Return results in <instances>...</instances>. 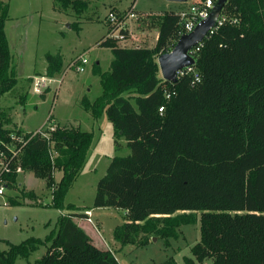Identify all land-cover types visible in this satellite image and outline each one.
<instances>
[{"label":"trees","instance_id":"16d2710c","mask_svg":"<svg viewBox=\"0 0 264 264\" xmlns=\"http://www.w3.org/2000/svg\"><path fill=\"white\" fill-rule=\"evenodd\" d=\"M56 1L79 15L88 6V0ZM223 10L240 25H225L206 40L196 54L198 83L192 75L175 83L161 75L159 56L182 36L177 12L160 16L153 48L122 47L105 37L99 43L112 49L114 61L102 75L103 94L85 108L95 117L106 111L131 154L112 159L97 184L94 207L126 211L125 223L114 234L122 247H144L153 237L168 241L181 226L200 220V241L185 264L209 259L212 264H264V0H226ZM8 17L9 6L0 1V98L18 84L5 33ZM47 60L48 76L61 70L60 56ZM9 124L11 114L0 107V152L8 153L6 144L15 132ZM92 139L91 133L62 128L52 135L53 145L41 136L31 138L11 163L8 188L18 167L45 179L48 189L56 171H62L53 189V205L62 206ZM83 216L60 218L36 264H119L75 222ZM40 244L37 239L10 243L8 251L0 249V264H17ZM162 264L178 263L169 258Z\"/></svg>","mask_w":264,"mask_h":264},{"label":"rangeland","instance_id":"374dc122","mask_svg":"<svg viewBox=\"0 0 264 264\" xmlns=\"http://www.w3.org/2000/svg\"><path fill=\"white\" fill-rule=\"evenodd\" d=\"M0 1L9 6L5 33L18 79L17 86L0 98V107L11 114L7 128L15 132L22 128L31 133L56 125L58 129H77L93 136L77 179L65 190L62 206L53 205V189L58 188L62 171H56L51 189L47 188L45 179L37 178L30 171L16 173L11 187L0 196V249L8 251L10 243L20 245L31 239L40 240L43 244L28 258L17 259V264H36L50 245L47 238L58 231L60 218L77 213L68 209L73 205L75 210L91 212V226L99 229L95 231L99 244L112 251L119 264H162L169 258L185 264L184 258L193 256L191 249L200 241V220L194 225L181 226L178 236L168 241L153 237L147 246L121 248L114 234L125 223L126 211L94 207L97 184L110 162L114 157L130 155L131 150L125 137L116 132L106 111L95 117L86 110L85 104L94 103L103 94L102 75L110 72L114 61L112 49L99 44L110 29L106 20L110 12L124 14L135 4L138 18L128 23L135 39L126 47L153 48L159 35L160 16L186 10L201 0L186 3L88 0L87 8L80 15L71 8H59L56 0ZM48 55L60 56L62 68L51 76L56 82L50 89L38 95L33 92L30 77L47 74ZM81 57L88 63L85 71L78 72L70 65ZM75 219L79 224L87 223L85 219ZM212 263L210 259L204 262Z\"/></svg>","mask_w":264,"mask_h":264},{"label":"built area","instance_id":"2783aa9c","mask_svg":"<svg viewBox=\"0 0 264 264\" xmlns=\"http://www.w3.org/2000/svg\"><path fill=\"white\" fill-rule=\"evenodd\" d=\"M214 6V0H201L199 3L192 4L187 10L177 12L180 18V24H182L183 26L182 35L193 32L197 25H199L202 21L208 19ZM135 11V4H133L129 8L128 12L124 14H118L115 11L110 12L106 19L110 29L108 31V34L105 36V40L116 39L118 45L126 47L127 44L132 41V39H135V34H133L131 29L128 28V23L133 19L138 18L139 14ZM225 25L236 27L240 25V20L235 16H231L225 13L223 10L216 25L212 27L208 35L201 43H199L189 51V54L196 60V54L204 46L206 40ZM133 47L141 46L136 45ZM87 63V59L81 57L74 61L70 66L72 68H76L78 72H83L85 71V65ZM186 75H192L194 83H198L202 79L201 74L197 71L195 65L185 67L177 72L178 78L184 77ZM31 81L33 92L38 95H42L50 89V86L52 85V83L56 82V79L48 76L47 74H42L34 76ZM170 97L171 95L167 94V98L169 99ZM163 112L164 107L162 106L160 107V113L162 114ZM57 130L58 127L56 125H52L50 127L44 126L36 130L35 132H31V136L29 138H26L27 133H24L22 131H18L16 133L14 132L11 134L10 142L6 144V147H8V153H6L5 151L0 152V196H4L9 189V181L7 179V175L13 172L11 163L14 162L16 157L19 155L23 147L26 146L29 140L35 136H41L42 138L48 140L51 145H53L52 135ZM21 171L22 170L20 167L16 169V173ZM85 214L87 215V220L91 222V212L86 211Z\"/></svg>","mask_w":264,"mask_h":264},{"label":"water","instance_id":"95a60500","mask_svg":"<svg viewBox=\"0 0 264 264\" xmlns=\"http://www.w3.org/2000/svg\"><path fill=\"white\" fill-rule=\"evenodd\" d=\"M168 1L186 3L188 0ZM225 2L226 0H218L208 19L197 25L193 32L182 35L170 52L159 56L158 63L164 80L175 83L178 80L177 72L179 70L196 64V60L189 54V51L201 43L212 27L216 25L223 12Z\"/></svg>","mask_w":264,"mask_h":264},{"label":"crops","instance_id":"0c3cea01","mask_svg":"<svg viewBox=\"0 0 264 264\" xmlns=\"http://www.w3.org/2000/svg\"><path fill=\"white\" fill-rule=\"evenodd\" d=\"M188 8H189V7H188ZM188 8H187V9H188ZM187 9H186V10H187ZM180 11H183V10H179V11H177V12H180ZM47 67H48V65H47ZM47 67H46V71H47ZM34 76H36V75H34ZM34 76H33V77H34ZM33 77H30V80H32ZM21 131L24 132L22 128H21ZM24 133H26V132H24ZM27 133H29V132H27ZM74 211H76L77 213H80V214H83V213H84L82 210H74ZM85 212H86V211H85ZM78 218H81V219H85V220H87V217H85V216H83V217H78ZM74 220H75V222L79 225V227H81V228L87 233V235L91 238L92 243H93L95 246H97L98 248H101V249L107 250V249L103 248V246H102L101 243L99 244V240H97V238L99 239V237H97V235L95 234V231H96V230H99V229L94 230V228L91 226L92 222H89V221L87 220V223L84 222L83 224H79V222H78L76 219H74ZM99 233H100V232H99ZM98 235H99V234H98ZM116 242H117V241H116ZM103 245H105L104 242H103ZM120 246H121V245H120ZM121 248H122V246H121Z\"/></svg>","mask_w":264,"mask_h":264}]
</instances>
